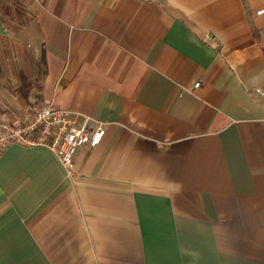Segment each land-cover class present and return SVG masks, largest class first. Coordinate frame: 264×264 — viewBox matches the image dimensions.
<instances>
[{"label": "crops", "instance_id": "crops-1", "mask_svg": "<svg viewBox=\"0 0 264 264\" xmlns=\"http://www.w3.org/2000/svg\"><path fill=\"white\" fill-rule=\"evenodd\" d=\"M261 8L0 0V118L106 127L74 177L43 146L0 155V264H264Z\"/></svg>", "mask_w": 264, "mask_h": 264}, {"label": "built area", "instance_id": "built-area-1", "mask_svg": "<svg viewBox=\"0 0 264 264\" xmlns=\"http://www.w3.org/2000/svg\"><path fill=\"white\" fill-rule=\"evenodd\" d=\"M257 15H264V8L257 10ZM197 82L195 87H199ZM257 92L261 93L260 89ZM106 134L102 122L89 127L85 122L78 125L76 115L70 110L54 104H47L37 110L23 122L10 123L0 118V155L11 145L43 146L56 154L67 174L75 176L74 160L81 148L98 146Z\"/></svg>", "mask_w": 264, "mask_h": 264}]
</instances>
